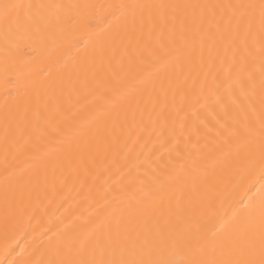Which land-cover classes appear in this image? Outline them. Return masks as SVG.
I'll return each instance as SVG.
<instances>
[{"label": "bare ground", "instance_id": "6f19581e", "mask_svg": "<svg viewBox=\"0 0 264 264\" xmlns=\"http://www.w3.org/2000/svg\"><path fill=\"white\" fill-rule=\"evenodd\" d=\"M7 3L32 7L0 19V264L258 253L259 45L185 6L260 0Z\"/></svg>", "mask_w": 264, "mask_h": 264}, {"label": "snow or ice", "instance_id": "6c2138e0", "mask_svg": "<svg viewBox=\"0 0 264 264\" xmlns=\"http://www.w3.org/2000/svg\"><path fill=\"white\" fill-rule=\"evenodd\" d=\"M22 7H32L31 5H21L17 3H7L0 5V19L4 22H8L13 15H18L19 10ZM163 7V6H160ZM185 7L209 9L212 15H216V10L221 12V19L225 21L226 27L230 30L231 41L234 47L239 50L243 47L246 54H252L251 46L258 43L256 51L259 53L262 64H264V0H260V3H240V4H218V5H186ZM258 9V28L257 17L255 10ZM251 45V46H250ZM242 70V68H241ZM251 78V77H250ZM262 94L260 98V104L264 109V78L261 80ZM264 129V124H262ZM245 258L234 259L230 261H215V260H202L192 259L187 264H264V211L261 213L260 221V239L259 249L257 253L256 245L254 241L249 240L244 249H242ZM48 264H162L159 261H153L150 259L137 258L135 253L129 254L127 257L121 251L119 258H109L107 260L90 259L84 260H60L49 261Z\"/></svg>", "mask_w": 264, "mask_h": 264}]
</instances>
